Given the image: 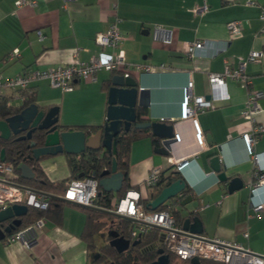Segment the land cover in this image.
Here are the masks:
<instances>
[{
    "label": "crops",
    "instance_id": "0c3cea01",
    "mask_svg": "<svg viewBox=\"0 0 264 264\" xmlns=\"http://www.w3.org/2000/svg\"><path fill=\"white\" fill-rule=\"evenodd\" d=\"M15 1L0 0L3 77L67 64L73 60L74 53L79 60L87 61L99 50L94 43L95 34L106 30L115 17L119 18L117 25L124 35L120 48L126 60L151 67L150 71L131 74L139 89L149 91L148 106L138 108L145 110L142 117L174 122V128L182 134L181 142L173 144L169 155L154 151L160 141L159 146H154L150 137L134 141L129 156L130 186L145 196L141 183L151 168L159 167L168 175L175 170L178 159L188 157V164L181 171L192 201L186 210L180 205L177 209L182 213L194 210L202 223V235L234 241L262 253L264 208L256 213L252 204L264 200V187L258 189L257 195L251 194L253 164L241 137L250 127L242 117L247 89L228 79L229 99L216 101L212 110L196 112L194 119L203 140V148L198 152L193 151L192 127L180 118V103L183 87L189 80L193 82L195 95H208V73H221L225 65L234 68L250 51L258 50L262 57L257 62H248L245 71L251 82L248 89L263 91L260 99L263 110L256 118L264 127V24L260 19L264 0H256L257 5H246L245 0H35V6L20 7L15 6ZM204 2L208 10L194 15V7ZM232 20L241 21L237 34H230L226 27ZM155 26L171 32L169 43L154 37ZM200 40L212 41L213 45L201 55L190 57L185 43ZM224 44L225 50L217 51ZM15 47L20 51L19 56L6 61ZM160 64L165 68H159ZM115 73L101 71L95 82L79 80L69 92L51 87L47 80H37L31 83V97L39 105L57 106L58 123L63 129L85 126L89 135H93V127H100L105 120L107 80ZM24 95V92L7 91L0 98L11 105H20L30 97ZM254 151L264 152V135L255 142ZM64 154L49 155L39 161L51 181L70 175ZM214 155H219L225 164L228 178L241 179L240 189L227 191L226 184L210 167L209 160ZM201 205L205 207L200 209ZM44 220L45 226L38 231L30 248L17 242L5 244L0 239V264H87L88 250L81 237L85 212L67 201L59 210L57 207L49 210Z\"/></svg>",
    "mask_w": 264,
    "mask_h": 264
},
{
    "label": "built area",
    "instance_id": "2783aa9c",
    "mask_svg": "<svg viewBox=\"0 0 264 264\" xmlns=\"http://www.w3.org/2000/svg\"><path fill=\"white\" fill-rule=\"evenodd\" d=\"M65 2L73 0H64ZM246 5H257L256 0H245ZM15 6L22 5L35 6V0H16ZM115 7V5H114ZM208 10V5L204 2L193 9L194 15L202 14ZM260 19L264 24V7L260 10ZM119 18L115 17L106 30L95 34L94 43L99 50L92 54L87 61H81L74 53L73 60L64 65H55L46 69H28L24 73L11 77H3L0 73V96L7 91L24 92V96L32 94L31 83L37 80H47L51 87L59 88L63 92H69L75 89L76 82L79 80L95 82L101 71L120 72L123 76H129L133 71H150L151 67L138 63H131L126 60L124 50L120 44L124 40V35L118 28ZM230 34H237L241 30V21L232 20L226 23ZM39 38L42 37L38 30ZM154 37L164 43L171 41V32L160 26H155ZM213 42L209 40H200L186 42V53L194 58L204 53ZM109 48V51L105 49ZM219 50H225V44ZM20 54L17 47L13 48L6 56V61L16 59ZM262 57V52L252 50L247 57L241 59L234 68L225 65L223 72H210L207 75L210 91L208 95H195L192 92L193 82L189 80L183 87V95L180 103L182 121H192L196 123L198 137L193 128V138L195 142L199 141L200 148H203L201 130L195 121V114L198 111L212 110L216 107L215 102L229 99L227 91V80L238 81L247 89L245 107L242 111V117L249 123V130L242 133V140L246 151L253 164L252 181L250 182V191L252 195H257L258 189L264 187V162L262 157L264 152L254 151L255 142L264 135V127L257 122V115L263 110L260 99L263 97V91L256 88H249L251 84L248 78L245 66L248 62H257ZM159 68H165L160 64ZM196 152H193L194 154ZM193 155V154H192ZM191 156V154L189 155ZM188 164V157H183L176 161L175 170H181ZM162 169L153 167L141 183V187H153L160 179ZM18 175L14 171L12 163L6 160H0V209L13 204H22L27 207L38 210H46L49 206L47 196L31 188L19 185L15 179ZM99 180L93 175H86L80 178L71 179L65 189L62 198L65 200L85 207H94L98 195ZM141 191L130 188L125 192L122 198L115 199L110 211L121 217L132 218L136 226L131 232V237L136 239L148 228L156 227L161 231V244L167 253H172L181 260H190L193 257L214 260L223 264H264V251L255 253L248 247L240 243L224 240L220 238H209L204 235L192 234L182 228V224L176 222L174 215L168 210L146 211L140 203ZM220 203V201H218ZM205 205H201L204 208ZM254 212H259L264 208V200L256 201L252 204ZM45 226L43 217L38 218L30 225L13 230L7 234L3 241L5 244L20 243L25 248H30L36 241L38 231ZM247 236V234H244Z\"/></svg>",
    "mask_w": 264,
    "mask_h": 264
},
{
    "label": "water",
    "instance_id": "95a60500",
    "mask_svg": "<svg viewBox=\"0 0 264 264\" xmlns=\"http://www.w3.org/2000/svg\"><path fill=\"white\" fill-rule=\"evenodd\" d=\"M108 88L106 92V113L105 120L98 130L89 135L82 129H63L58 123V107L49 105H39L35 102L20 108L14 114L0 118V138L7 140L14 136L17 141L28 140L27 147L30 153L26 155L23 161L18 165L20 176L25 179L34 176L33 170L26 164L25 160H39L42 156L56 155L65 153L78 155L84 153L87 149L99 150L104 149L108 152L115 153V138L123 131H129L132 126L137 129L150 130L153 136L159 139L160 146L154 151L161 155L172 153L173 144L181 142L182 134L174 128V122L167 123L162 121L151 120L150 118H138L137 109L142 106H148V90L139 89L136 79L129 75L123 76L122 73L116 72L108 78ZM192 130L198 129L196 123L188 121ZM25 132L24 135H19ZM39 134V135H38ZM36 136L40 138V145ZM195 142V141H194ZM200 148L199 141L195 142L193 151ZM221 150V149H220ZM0 160H4V149L0 150ZM209 164L211 169L217 173L220 181L226 184L228 192L240 189L243 183L239 177L228 178L226 166L221 162L219 155L210 158ZM221 168H223L221 170ZM172 173L178 174L179 178L169 185L163 187L159 194L148 203L150 210H155L172 198H180L187 190V181L181 170H174ZM82 177V174L78 175ZM99 186L106 192L117 193L122 186L124 174L117 169L116 160L111 161L110 169H105L99 175ZM64 202H67L62 198ZM192 201V197L187 195L180 202V207L186 210V205ZM28 210L26 205L13 204L4 209H0V239L11 233L21 224L20 217ZM182 220V228L192 234L202 235L203 227L200 219L193 215L194 210H187ZM119 216V215H116ZM130 221L132 218L124 217ZM3 224L6 226L3 227ZM109 245L114 247L118 252L125 251L130 245H135L140 240L137 238L131 242L116 231H110ZM160 241L162 239L160 238ZM157 258L148 264H180L178 261H172L170 255L162 247L157 249ZM199 258L193 257L188 263L198 264ZM106 264H115L108 262Z\"/></svg>",
    "mask_w": 264,
    "mask_h": 264
},
{
    "label": "trees",
    "instance_id": "16d2710c",
    "mask_svg": "<svg viewBox=\"0 0 264 264\" xmlns=\"http://www.w3.org/2000/svg\"><path fill=\"white\" fill-rule=\"evenodd\" d=\"M29 96L30 97L20 105H11L4 98H0V118L14 114L18 112L20 108L33 103L34 99L31 97L32 95ZM137 114L140 120L145 114V110L137 109ZM93 128L96 132L99 127ZM77 129H82L88 132L85 126H78ZM143 137H150L153 145L159 146V139L153 136L150 130L137 129L132 126L129 131H123L115 138V153L108 152L104 149H87L84 153L78 155L64 154L70 175L66 179L56 181L48 179L39 165V161L49 155L42 156L39 160L27 158L25 162L33 170L34 176L29 179L22 178L17 167L23 161L24 157L30 153V150L27 147L28 140L17 141L14 136H11L7 140L0 138V150L4 149V160L12 163L15 173L18 175L15 181L21 186L31 188L46 195L49 203L46 210H38L28 207L27 212L20 217L21 224L16 229L30 225L38 218H44L53 207H57L59 210L65 203L62 196L64 195L65 189L71 179L80 178L78 175L82 174V176L93 175L99 180L100 173L105 169H110L111 161L114 158L117 163L118 171H121L124 174L121 189L117 193H111L104 191L99 186L94 207H85L74 204L84 211L86 215L85 226L81 237L86 243L88 250L87 264H106L111 261L115 264H148L155 260L158 256L157 249L159 247L163 248L160 241L161 231L156 227L148 228L141 233L137 237L140 241L133 246L130 245L127 250L122 252H118L114 247L109 245V240L111 239L109 235L105 244L97 246L95 241L97 234L107 227L110 221L114 222L113 231H116L119 236L129 240L130 243L137 239L131 237V232L136 226V223L124 217L116 216L110 211V209L112 208V203L115 199L122 198L125 195V192L132 188L129 184L128 178L131 145L134 141L142 139ZM35 139L38 140V145H40L41 142L39 136H36ZM178 178V174L170 173L165 175V171L163 170L159 181L153 187L147 188L145 196H141L140 198V203L145 210L150 211L148 203L159 194L163 187L169 185ZM189 192V189H187L182 197L172 198L157 207L154 211L168 210L174 215L176 222L182 224L184 216L181 214L180 209H177V206L180 205L181 200L186 197ZM168 254L172 261H178L180 264L189 262V260L178 259V257L172 253ZM198 264L223 263L200 258Z\"/></svg>",
    "mask_w": 264,
    "mask_h": 264
},
{
    "label": "rangeland",
    "instance_id": "374dc122",
    "mask_svg": "<svg viewBox=\"0 0 264 264\" xmlns=\"http://www.w3.org/2000/svg\"><path fill=\"white\" fill-rule=\"evenodd\" d=\"M141 189L144 190L145 188L141 187ZM113 229H114V222L110 221L107 227H105L99 234H97L95 239L97 246H100L107 242V237L109 235V232L113 231Z\"/></svg>",
    "mask_w": 264,
    "mask_h": 264
},
{
    "label": "flooded vegetation",
    "instance_id": "af4514ba",
    "mask_svg": "<svg viewBox=\"0 0 264 264\" xmlns=\"http://www.w3.org/2000/svg\"><path fill=\"white\" fill-rule=\"evenodd\" d=\"M25 134V132H22V133H20L19 135H24Z\"/></svg>",
    "mask_w": 264,
    "mask_h": 264
}]
</instances>
